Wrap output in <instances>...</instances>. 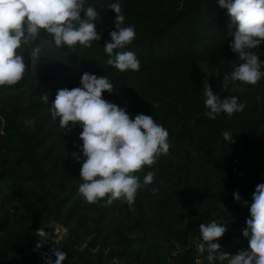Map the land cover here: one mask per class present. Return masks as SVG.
<instances>
[{
	"label": "trees",
	"instance_id": "16d2710c",
	"mask_svg": "<svg viewBox=\"0 0 264 264\" xmlns=\"http://www.w3.org/2000/svg\"><path fill=\"white\" fill-rule=\"evenodd\" d=\"M111 2L85 5L99 13L101 40L57 48L41 30L33 44L41 57L18 50L25 74L16 85L0 87V264H45L42 253L56 259L53 248L67 254L64 264H201L199 226L213 220L228 224L219 241L225 252L249 247L233 223H246L243 201L250 205L264 183V79L249 92L231 90L239 81L223 88L224 76L242 63L230 48L227 10L217 0H121L124 26H134L136 37L117 51H133L140 61L139 71L121 72L107 64L103 47L115 30ZM255 51L264 60V45ZM85 72L109 78L107 101L133 119L153 116L169 132V153L136 173L156 175L132 208L119 200L85 202L78 193L83 161L72 156L81 154L82 128H61L51 116L57 91L79 87ZM205 82L222 99L238 97L244 111L209 119ZM225 131L234 143L224 140ZM237 191L241 202L234 199ZM56 225L66 229L61 239ZM39 228L47 238L37 248Z\"/></svg>",
	"mask_w": 264,
	"mask_h": 264
},
{
	"label": "clouds",
	"instance_id": "9594fccd",
	"mask_svg": "<svg viewBox=\"0 0 264 264\" xmlns=\"http://www.w3.org/2000/svg\"><path fill=\"white\" fill-rule=\"evenodd\" d=\"M86 3L87 0H0V87L16 85L25 74V59L18 50L27 47L34 59L41 57V48L33 47L41 30L57 48H73L77 44L91 47L93 41L101 40L102 34L96 26L99 13L96 7H85ZM217 3L227 10L233 29L230 48L242 61L230 75L224 76L223 88L236 81L257 85L264 79V60L255 51L264 45V0H217ZM108 7L116 13V18L111 39L103 46L109 56L107 64L121 72H137L140 61L136 53L117 51L132 43L135 27L124 26L126 17L121 0H112ZM105 92H113L109 78L85 72L79 87L57 91L50 113L54 120L59 118L61 128L70 131L77 124L82 128L79 136L82 145L78 146L81 154L72 153V156L78 162L83 161L78 193L85 202L96 204L103 200L110 206L119 200L132 208L138 191L153 184L156 175L147 171L141 179L136 173L169 153V132L153 116L138 114L131 118L126 108L107 101ZM203 95L205 115L211 120L222 113L232 116L246 108L236 96L222 99L207 82L203 85ZM42 99L49 102L47 94ZM223 138L234 143L228 131L223 133ZM234 199L241 202L238 191ZM243 204L250 213L242 230L249 243L247 249L235 255L222 249L219 241L228 231L227 223L213 220L199 226L203 242L197 244V249L200 254L206 253L208 264H264V183L256 186L250 205L248 201ZM36 235L40 238L37 243L40 248L47 234L39 228ZM53 255L55 260L42 253L45 264H64L67 259L61 248H53Z\"/></svg>",
	"mask_w": 264,
	"mask_h": 264
},
{
	"label": "rangeland",
	"instance_id": "374dc122",
	"mask_svg": "<svg viewBox=\"0 0 264 264\" xmlns=\"http://www.w3.org/2000/svg\"><path fill=\"white\" fill-rule=\"evenodd\" d=\"M253 89H254L253 85H248V84H243V83H241V84L235 83L231 87V90L235 91V92H238V91L249 92V91H252ZM233 224H234V227L236 229L238 239L248 242V240L246 238H244L242 235V230L247 226L246 223L241 222V221H235ZM65 231H66L65 228H63V231H60L59 226L56 225L55 233L57 235V239H61L64 236ZM198 256H199V259H198L199 263L208 264V261L206 260V253L200 254L198 252Z\"/></svg>",
	"mask_w": 264,
	"mask_h": 264
},
{
	"label": "water",
	"instance_id": "95a60500",
	"mask_svg": "<svg viewBox=\"0 0 264 264\" xmlns=\"http://www.w3.org/2000/svg\"><path fill=\"white\" fill-rule=\"evenodd\" d=\"M58 226H59V230H60V231H63V227L60 226V225H58Z\"/></svg>",
	"mask_w": 264,
	"mask_h": 264
}]
</instances>
